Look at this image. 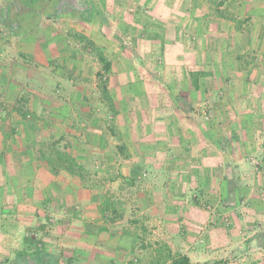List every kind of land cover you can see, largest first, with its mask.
I'll list each match as a JSON object with an SVG mask.
<instances>
[{"label":"crops","instance_id":"obj_1","mask_svg":"<svg viewBox=\"0 0 264 264\" xmlns=\"http://www.w3.org/2000/svg\"><path fill=\"white\" fill-rule=\"evenodd\" d=\"M138 1L117 34L104 10L101 36L71 13L41 16L35 0H0V263L42 250L58 257L67 244L47 224L52 209L63 230L109 227L91 213L106 194L133 202L142 245L173 239L194 264H264V0ZM73 28L112 63L101 108L91 107L95 77L89 89L63 69L84 68ZM85 95L90 106L68 105ZM48 132L97 169L52 170ZM33 229L43 240L32 241Z\"/></svg>","mask_w":264,"mask_h":264},{"label":"rangeland","instance_id":"obj_2","mask_svg":"<svg viewBox=\"0 0 264 264\" xmlns=\"http://www.w3.org/2000/svg\"><path fill=\"white\" fill-rule=\"evenodd\" d=\"M138 0H68L62 2L61 0H35V4L38 2V10H41V16L45 17H51L55 15V12L61 10L62 12H67L68 14L71 13V15L78 17L79 22V28L81 30H85L87 26H94V29L102 36V20H103V12L108 11L110 14H107L108 21V31L114 32L117 34L118 31H123L125 27H128L126 24L125 18L127 20V17L123 15L124 8L127 9V7H134L133 3ZM139 2V1H138ZM142 7V6H140ZM144 7V8H143ZM141 9L142 14L148 15L149 12H147V8L145 5ZM33 14V12H32ZM130 14V13H129ZM128 14V15H129ZM31 15V14H30ZM96 20H95V19ZM107 18V17H106ZM145 19H149V17H144ZM34 20V18H33ZM31 20V21H33ZM95 21V22H93ZM90 22H93L90 23ZM128 23V22H127ZM71 32V30H69ZM67 33L70 38L73 39V42L81 43L82 50H80L79 55L84 56L85 59L81 60L83 62L80 63V66L84 67L83 69H80L79 74L78 71L75 69H71L67 67H64V71L67 73V75L70 77V79H80L85 83L86 88H91V77L97 80L98 86H99V95H96L97 100H95L94 104L98 105H92L91 107H100L101 108V86L100 84L104 83L102 82V79L99 76V72L102 70V65H100V69L97 70V67L92 63L95 62L94 56L98 57V50H93L96 46H94L90 40L85 36H83L84 32H76V28H73L71 33ZM100 36V38H102ZM121 37H115V42L119 41ZM124 44V43H121ZM125 45V44H124ZM91 47V51L87 50V48ZM126 46V45H125ZM82 52V53H81ZM101 64V63H100ZM84 71V75H83ZM64 72V73H65ZM146 75V73H144ZM81 81V82H82ZM65 88V87H63ZM66 90H69L68 87H66ZM92 96V93H90ZM86 97V95H85ZM107 96L105 95V98ZM87 97L83 101L84 104L81 105L80 102L78 104H72L69 103L68 105L71 107H87L90 106L92 103H87ZM107 100V99H106ZM109 101V100H107ZM86 110V109H85ZM111 110L114 111L113 104H111ZM84 111V110H83ZM84 114V113H83ZM70 118V116H69ZM81 119L87 122L86 116H81ZM109 134L113 136L112 139H109V142L114 143L118 138V131L116 129V126L114 125L113 118H111L110 125L108 126ZM55 132H48L46 136V152H49L51 149L52 144H56L54 142ZM67 141H70V136L67 137ZM66 144V138L65 141H61L59 145ZM97 169L95 166H90L86 169L87 172L95 171ZM116 169V166L114 167V170ZM113 200L116 201V207L119 211L123 210L122 218H117L115 221L111 222L104 217L101 216L100 212H96L91 210V213L99 214L98 219L100 217V221L102 218L105 220V225H108L109 227L103 226L102 224L98 228V231H96V227L89 228L85 234L72 228V230L68 231L65 229L63 230V226L59 222L61 211H58L56 209L51 210V214L49 216L50 219L47 220L48 226L52 225V227H57L56 232L62 228L61 232L55 233L57 237H59L65 244L62 245L61 249H59L60 254L59 257V263L60 264H154L156 259L160 257V254L156 251V248L160 249L162 246H166V243L163 242V244H160L159 247L155 244L149 243V244H141L140 241L138 242L135 236V228L134 223L129 219L130 215L133 216V202L129 199L124 201L117 196L113 197L111 196ZM207 210L214 214L215 211H213V205L208 204V206H205ZM78 209V208H77ZM80 209V208H79ZM95 209V208H94ZM212 211V212H211ZM86 210L81 211L79 210L78 213L80 214H86ZM88 214V212H87ZM128 217V218H127ZM127 218V221H126ZM98 220V221H99ZM97 221V222H98ZM224 221L226 224H231L230 218H224ZM61 226V227H60ZM102 228H106L105 230ZM53 229V228H52ZM55 229H53L55 231ZM71 231H76V234H73ZM30 233L28 236L34 240H43L45 237V233H42V230L39 229H33L29 231ZM79 233V234H78ZM121 234V236H119ZM51 235V234H50ZM49 237V236H48ZM86 237V238H83ZM89 237V238H88ZM95 239V242H91V240ZM58 239V238H57ZM171 244L168 245L172 248L173 252H181L185 250V247L177 244L175 240L170 239ZM70 242H72L73 246H75L76 242H78L77 246H80V248L72 249L73 247L70 246ZM167 245V246H168ZM157 246V247H156ZM161 246V247H160ZM166 250V249H165ZM166 253V251H164ZM163 253V254H164ZM4 263V262H2ZM0 263V264H2ZM29 264V263H28ZM34 264V263H30ZM201 264V263H200Z\"/></svg>","mask_w":264,"mask_h":264},{"label":"trees","instance_id":"obj_3","mask_svg":"<svg viewBox=\"0 0 264 264\" xmlns=\"http://www.w3.org/2000/svg\"><path fill=\"white\" fill-rule=\"evenodd\" d=\"M97 53L98 59L102 65V70L99 72V76L102 79V82H105V76L112 71V63L102 50L98 49ZM103 87L105 93L104 95H107L105 84ZM46 158L49 161V166L54 171L62 169L74 174H82L87 171L83 165L79 164L76 159L71 156V154L64 150L58 149L55 144H52L50 151L46 152ZM110 197L111 196L106 194L102 195L99 203V212L102 217L113 222L117 218L122 217V213H120V211L117 209L116 201ZM102 229L105 230L106 228ZM157 251H159L158 253L160 254V257L156 259L154 264H194L187 254L181 252L173 253L167 245L162 246L160 249L158 248ZM164 251H166V253H164ZM31 255L32 258L30 259H34V261L28 259V254H25L19 258L21 259L19 264H22L24 260L32 263L35 262L37 264H60L59 257H56L52 253L44 250L35 251Z\"/></svg>","mask_w":264,"mask_h":264}]
</instances>
